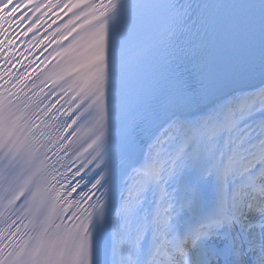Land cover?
Returning a JSON list of instances; mask_svg holds the SVG:
<instances>
[{"label":"snow or ice","instance_id":"snow-or-ice-1","mask_svg":"<svg viewBox=\"0 0 264 264\" xmlns=\"http://www.w3.org/2000/svg\"><path fill=\"white\" fill-rule=\"evenodd\" d=\"M0 264H264V0H0Z\"/></svg>","mask_w":264,"mask_h":264}]
</instances>
